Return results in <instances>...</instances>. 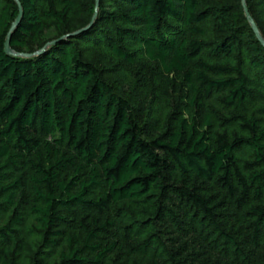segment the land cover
<instances>
[{
  "label": "trees",
  "instance_id": "1",
  "mask_svg": "<svg viewBox=\"0 0 264 264\" xmlns=\"http://www.w3.org/2000/svg\"><path fill=\"white\" fill-rule=\"evenodd\" d=\"M0 264H264L244 0H0Z\"/></svg>",
  "mask_w": 264,
  "mask_h": 264
},
{
  "label": "water",
  "instance_id": "2",
  "mask_svg": "<svg viewBox=\"0 0 264 264\" xmlns=\"http://www.w3.org/2000/svg\"><path fill=\"white\" fill-rule=\"evenodd\" d=\"M17 1L19 2V0H17ZM98 5H99V0H98ZM244 7H245V11H246L247 18H248V20L250 21V23H251V25H252V27H253V29H254V31H255L257 37H258V39H259L260 42L264 45V37L262 36V34H261V32H260V30H259L257 24L255 23L254 19L252 18L251 14H250V11H249V9H248V7H247V4H246V0H244ZM20 11H21L20 16H19V18H18L16 24L13 26V28H12V30H11V32H10L9 38H8V40H7V42H6V53H7L8 55H15V53H14V51L12 50V47H11V38H12V34H13V32H14V30H15L17 24H19V22L22 20V17H23V14H24L21 5H20Z\"/></svg>",
  "mask_w": 264,
  "mask_h": 264
}]
</instances>
